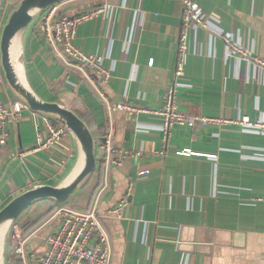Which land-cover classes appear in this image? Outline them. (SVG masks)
<instances>
[{"label":"crops","instance_id":"crops-1","mask_svg":"<svg viewBox=\"0 0 264 264\" xmlns=\"http://www.w3.org/2000/svg\"><path fill=\"white\" fill-rule=\"evenodd\" d=\"M18 1L0 0V36ZM59 2L68 15L111 4L81 22L75 38L83 51L103 56L111 69L107 80L89 79L58 56L37 30L39 18L17 41L24 76L42 97L74 109L91 128L96 147L99 134L111 130L119 147L132 150L121 166L106 169L96 149L97 168L75 194L86 204H73L81 210L96 205L111 238V264H264V134L234 122L174 123L166 139L162 116L110 109L121 100L144 107L162 103L175 80L182 1ZM198 2L207 26L190 31L177 107L213 118L264 115V70L228 54L222 37L229 33L264 58V0ZM0 78V94L8 97L0 100L11 102L16 96L5 80L1 55ZM47 118L26 106L20 120L11 122L8 143L0 151V208L25 189L61 182L81 161L71 131L51 147L37 148L36 126L46 130ZM23 127L30 129L26 136ZM185 148L198 154L177 153ZM141 168L150 174L139 179ZM130 182L129 201L120 205ZM38 202L50 208L64 203ZM40 216L43 221L30 231L33 220L24 222L26 232L35 231L30 248H42L43 236L58 224L56 218ZM7 264H24L13 252L11 231Z\"/></svg>","mask_w":264,"mask_h":264},{"label":"built area","instance_id":"built-area-1","mask_svg":"<svg viewBox=\"0 0 264 264\" xmlns=\"http://www.w3.org/2000/svg\"><path fill=\"white\" fill-rule=\"evenodd\" d=\"M181 1L182 13L176 46L175 80L168 86L162 103L158 107H144L121 100L115 106H110V109L126 110L129 113L147 112L162 116V128L166 139L170 133V127L174 123L192 125L197 122L202 124L234 122L245 129L264 134V115L256 119H251L249 116H241L236 119L229 117L213 118L192 116L177 107L178 79L183 74L190 31L199 26H207V15L198 0ZM110 7L111 4H104L91 10H81L75 15H68L60 11V2H55L47 7L39 17L37 30L44 41L69 66L74 67L89 79H93L94 75H98L107 80L111 75V69L104 65L103 56L83 51L76 45L75 38L81 22ZM230 35L229 33L222 35L226 43L227 53L239 54L251 64L258 65L264 70V58L242 47ZM152 62L153 60H150L149 63ZM101 94L105 97L103 92ZM26 106L18 98L13 99L11 102L0 100V151L8 143L10 122H18ZM68 131L63 121L48 117L46 119V130L36 126L37 148L46 149L51 147ZM96 149L100 153L101 162L106 169L121 166L126 157L132 153V150L119 147L116 144L111 130H104L99 134ZM177 153L184 155L198 154L190 148L177 151ZM139 154L140 152L136 151V155ZM210 156L217 157L216 154ZM149 174V168H141L138 171V178H144ZM133 187L134 182H130L126 196L121 200L120 205L128 203ZM103 188H105V185ZM260 199L264 202V196ZM116 210H120L119 205ZM51 218H56L58 224L43 236L44 246L42 248L29 247L35 231L26 232L17 222L13 224L11 229L13 252L24 264H111V238L101 220L96 205L81 210L61 204L56 208Z\"/></svg>","mask_w":264,"mask_h":264},{"label":"water","instance_id":"water-1","mask_svg":"<svg viewBox=\"0 0 264 264\" xmlns=\"http://www.w3.org/2000/svg\"><path fill=\"white\" fill-rule=\"evenodd\" d=\"M59 1L62 0H19L16 3L0 36L1 67L8 87L16 98L34 112L63 121L66 128L73 132L81 151V161L61 182L41 183L25 189L0 208V231L6 227L0 264H7L10 231L24 210L44 199L67 201L83 189L97 168L96 140L86 121L74 109L60 101L42 97L29 84L23 73L24 53L18 46L19 35L39 18L47 7Z\"/></svg>","mask_w":264,"mask_h":264},{"label":"rangeland","instance_id":"rangeland-1","mask_svg":"<svg viewBox=\"0 0 264 264\" xmlns=\"http://www.w3.org/2000/svg\"><path fill=\"white\" fill-rule=\"evenodd\" d=\"M41 37H42V35H41ZM43 38V37H42ZM44 39V38H43ZM0 98L1 99H8V97L6 96V94H0ZM59 98L61 99V100H63V97L62 96H59ZM11 123V122H10ZM30 132V129L28 128V127H23V133H24V136H26L28 133ZM84 203V202H83ZM82 204V203H81ZM68 206V205H67ZM70 207H73V208H75L74 206H72V205H69ZM31 207V208H30ZM29 208L30 209H27L28 211H26V213H24V214H22V215H20L19 217H18V224L22 227V228H24V230H27V228H28V231H30L29 229H31V227H33L36 223H38L37 224V226H39V224L41 223V221H43V218H40V215H42L43 213H44V211H45V209L48 207V205L47 206H44V205H42V202H36V203H34V204H32L31 206H30ZM55 211H56V207L55 208H52L48 213H47V215H45V217L47 216V218L46 219H50L51 217H52V215L55 213ZM38 216V217H37ZM29 220H33V222L32 223H30V225H28V227H26V224L24 223V222H28ZM52 221H53V219H51ZM46 221V220H45ZM52 221H50V222H52ZM40 222V223H39Z\"/></svg>","mask_w":264,"mask_h":264},{"label":"trees","instance_id":"trees-1","mask_svg":"<svg viewBox=\"0 0 264 264\" xmlns=\"http://www.w3.org/2000/svg\"><path fill=\"white\" fill-rule=\"evenodd\" d=\"M82 115V114H81ZM83 116V115H82ZM95 172V171H94ZM94 194V193H93ZM44 200H49V199H44ZM81 200V201H80ZM41 201H43V200H41ZM51 202H52V204L53 203H55V200H50ZM84 202V203H83ZM61 203H63V202H61ZM64 203H67V205H72V206H74V205H76V206H78V204L79 203H82V204H86V198L83 196H78V195H74V196H72V197H70L67 201H65ZM63 203V204H64ZM74 204V205H73ZM52 208H54L53 206L50 208V206L48 207V208H46L45 209V211H44V213L42 214V216H44V215H47V213L52 209ZM28 209V208H27ZM26 209V210H27ZM26 210H24L23 212H22V214H24L25 212H26ZM82 210H84V209H82ZM86 210V209H85ZM21 214V215H22ZM41 217V216H40Z\"/></svg>","mask_w":264,"mask_h":264},{"label":"bare ground","instance_id":"bare-ground-1","mask_svg":"<svg viewBox=\"0 0 264 264\" xmlns=\"http://www.w3.org/2000/svg\"><path fill=\"white\" fill-rule=\"evenodd\" d=\"M20 38V37H19ZM18 41V40H17ZM16 47H14L15 49ZM5 230L6 227H4L3 229H1L0 231V259H1V255H2V248H3V243H4V235H5Z\"/></svg>","mask_w":264,"mask_h":264}]
</instances>
